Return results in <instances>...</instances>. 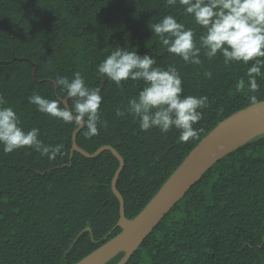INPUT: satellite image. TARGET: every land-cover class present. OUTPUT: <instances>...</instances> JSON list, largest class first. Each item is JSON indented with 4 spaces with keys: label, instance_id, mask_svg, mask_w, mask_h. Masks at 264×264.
Wrapping results in <instances>:
<instances>
[{
    "label": "trees",
    "instance_id": "obj_1",
    "mask_svg": "<svg viewBox=\"0 0 264 264\" xmlns=\"http://www.w3.org/2000/svg\"><path fill=\"white\" fill-rule=\"evenodd\" d=\"M168 14L192 28L198 41L203 29L182 6L170 7L166 0H0L4 106L16 111L25 131L38 128L45 145L61 144L65 153L49 160L32 148L4 153L0 145V264H74L121 230L111 188L118 159L110 150L95 157L72 151L77 127L29 103L34 92L49 100L68 97L54 86L55 77L71 80L78 71L86 86L99 89L107 127L91 138L82 127L76 142L89 153L110 145L122 156L116 189L127 218L139 213L221 120L253 104L250 95L264 100V70L258 92L236 91L239 78L247 82L251 62L225 65L219 54L209 60L202 50V64L192 65L167 52L151 26ZM116 47L153 55L161 68L174 64L183 79L182 95L208 97L194 125L196 139L180 142L177 129L141 131L131 115H115L144 86L127 80L118 88L98 74L97 65ZM67 103L74 110L75 99ZM122 255L104 264H116ZM124 264H264V132L212 164Z\"/></svg>",
    "mask_w": 264,
    "mask_h": 264
},
{
    "label": "clouds",
    "instance_id": "obj_2",
    "mask_svg": "<svg viewBox=\"0 0 264 264\" xmlns=\"http://www.w3.org/2000/svg\"><path fill=\"white\" fill-rule=\"evenodd\" d=\"M166 3L170 7L178 3L203 29L197 41L192 28L178 22L172 14L165 15L152 24L151 31L167 52L192 65L202 64V50L209 60L219 54L225 65L251 62L246 72L247 82L243 77L239 78L236 91L242 92L246 87L250 94L259 91L257 77L264 70V0H166ZM97 72L118 88L127 80L144 83L138 94L129 99L126 108L116 109L117 117L131 115L145 132L152 128H158L161 133L177 129L182 143L198 137L199 130L194 125L202 120V109L208 107V97L182 95L183 79L174 64L161 68L156 66L153 55H139L137 51L116 47L97 65ZM203 75L206 79L212 78L211 71ZM54 86L64 88L67 96L75 99L74 110L61 107L62 102L58 99L49 100L36 92L29 97V103L39 112L64 123L86 128L87 138L99 135L100 127H107V121L100 117L103 97L99 89L86 86L80 72H74L71 80L67 76L55 77ZM249 99L256 104L255 95H250ZM5 103L0 96V145L4 153L28 147L49 160L65 155L63 145H45L39 139L38 128L25 131L16 111L4 106Z\"/></svg>",
    "mask_w": 264,
    "mask_h": 264
},
{
    "label": "water",
    "instance_id": "obj_3",
    "mask_svg": "<svg viewBox=\"0 0 264 264\" xmlns=\"http://www.w3.org/2000/svg\"><path fill=\"white\" fill-rule=\"evenodd\" d=\"M35 71L36 65H34L33 76ZM67 99L68 97L62 98L60 101L64 106L69 107ZM81 128L77 127L72 133V151H77L85 157H95L104 150H110L119 161V166L112 178L111 188L119 202V218L116 225L121 230L74 264H104L121 251L123 255L116 264H124L157 223L212 164L229 151L264 132V100L242 108L221 120L191 149L154 196L133 218L126 217L124 199L116 189V180L124 164L122 156L110 145L101 146L93 153L78 146L76 135Z\"/></svg>",
    "mask_w": 264,
    "mask_h": 264
},
{
    "label": "bare ground",
    "instance_id": "obj_4",
    "mask_svg": "<svg viewBox=\"0 0 264 264\" xmlns=\"http://www.w3.org/2000/svg\"><path fill=\"white\" fill-rule=\"evenodd\" d=\"M158 224V223H157Z\"/></svg>",
    "mask_w": 264,
    "mask_h": 264
}]
</instances>
